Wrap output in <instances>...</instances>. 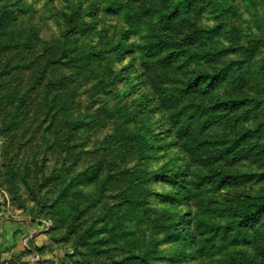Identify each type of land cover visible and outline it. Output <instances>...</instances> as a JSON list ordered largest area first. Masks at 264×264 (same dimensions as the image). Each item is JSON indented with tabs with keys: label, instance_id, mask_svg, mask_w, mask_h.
<instances>
[{
	"label": "rangeland",
	"instance_id": "rangeland-1",
	"mask_svg": "<svg viewBox=\"0 0 264 264\" xmlns=\"http://www.w3.org/2000/svg\"><path fill=\"white\" fill-rule=\"evenodd\" d=\"M1 14L30 49L0 63V90L26 83L45 45L78 43L92 61L47 78L74 86L78 128L61 125L58 153H40L42 89L37 130L8 155L0 119V264H264V207L240 222L264 199V46L245 49L264 43V0H0Z\"/></svg>",
	"mask_w": 264,
	"mask_h": 264
},
{
	"label": "trees",
	"instance_id": "trees-1",
	"mask_svg": "<svg viewBox=\"0 0 264 264\" xmlns=\"http://www.w3.org/2000/svg\"><path fill=\"white\" fill-rule=\"evenodd\" d=\"M180 4L184 5L185 1H182V3ZM2 15L3 14L0 15V18ZM10 20L12 21H10L11 23L9 22V19L7 17H3L2 19H0V63L5 59V57L7 58L8 53L11 54L13 51L18 50L19 46L25 49L29 48L27 42L22 38H18L17 34L15 33V28L17 27V23H14L15 16H11ZM215 28L216 27H212V29L210 30L200 29L197 30V32L210 33L214 32ZM262 44L264 43L261 40H257L253 43L248 44L245 49L250 54L254 55L255 51L259 52L262 50L264 46ZM121 48L126 50L129 47H127L125 44H122ZM32 49L34 48L32 47ZM78 49L82 50L81 54L83 57L79 56V53L77 51ZM83 49H85V47L80 46L78 43H72L70 51H68L66 45H64V41L58 42L54 46L45 45L43 47V53L40 54V57L35 56L33 57V59L28 60V62L31 61V65L27 66L26 63H23V66L30 70L26 83H24V85L18 86L14 85V79H11V81L9 79L12 87H7V89L3 91L0 90V119H2V122L4 123V126L1 127V131L3 132L6 129H9L8 132H11L9 141L3 148L5 155L9 154L10 150L14 147V144L17 140H19L20 138H24L26 135L34 133L37 130V128L35 129L32 127L34 122L32 123V120L28 119L27 117V112L30 110V107H32L33 104H36L33 100L31 101L30 97L31 90H33L35 87L42 89L41 95L43 106H39V109L42 107L48 111L44 116V118H48L47 130H43V132L41 133L43 141L47 143V148L40 151L42 155H46L48 154V152L56 154L63 148V145L61 144L62 138L58 135V133L61 132V125H70L72 130H76L78 128L73 124V122L77 118L70 111L72 101L74 100V86L70 87V90H65L64 87V85L68 87L71 85V75L60 74L58 77L50 78L52 80L47 78L51 74H56L59 69L58 64L60 63H62V65L64 66H67V68H77L78 66H80L78 63L80 61L89 64L92 61V55L85 52V50ZM139 49L143 50V47H139ZM43 57L44 61L43 64H41V61L39 59H43ZM9 60L15 63L17 60V56L15 54H12L11 57L7 59V61ZM14 68V65H12L13 70ZM3 76L4 75L0 73V78ZM198 79H203L202 81L211 83L218 80L215 75H209V77L199 75L192 82L197 85L196 82ZM49 96H51L50 100H48ZM48 102H50V104H48ZM52 102H54V104ZM52 106H55V108H52ZM64 130L65 132H68L67 128H64ZM34 151L37 152L38 149L35 148ZM4 166L6 167V174L11 178V180H13L15 174V171L13 170L14 168L9 166L8 164H4ZM70 181L71 180L69 177V183ZM258 206H260V208L264 207V199H261L259 201H248L241 207V225H249V221L253 220V211ZM134 207L142 211L143 213H147L148 211L153 210V208L149 207L146 204V201H144L143 199L137 200L134 204ZM110 214L112 213H109V215ZM258 218L254 219L253 222L257 221ZM161 226L163 228L164 237L171 238L173 232L172 230H169V223L167 225ZM115 227L116 224L113 222L111 229L114 230ZM105 228L108 230L110 227H107L106 225ZM106 237L110 239L114 238L111 234H107ZM258 237L263 239L264 232H259ZM258 246L260 247V249L264 250V245H261L259 243ZM143 259L144 258H142L141 260Z\"/></svg>",
	"mask_w": 264,
	"mask_h": 264
}]
</instances>
